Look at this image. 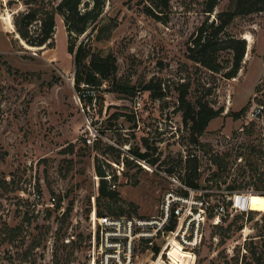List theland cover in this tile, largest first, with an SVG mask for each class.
<instances>
[{"label": "rangeland", "instance_id": "374dc122", "mask_svg": "<svg viewBox=\"0 0 264 264\" xmlns=\"http://www.w3.org/2000/svg\"><path fill=\"white\" fill-rule=\"evenodd\" d=\"M152 1L158 17L146 13ZM231 1L218 0L210 13L208 0H106L91 38L76 42L112 54L117 79L95 88L89 102L74 84L62 16L50 46H27L12 22L25 5L0 0V264H91L93 212L110 214L111 204L116 214L150 219L171 186L161 171L182 178L194 157L209 191L254 192L249 215L229 216L222 226L207 221L195 264H264V122L238 131L255 95L264 99V11L238 16L226 29L247 43L236 77L187 57L198 27ZM229 53H221L226 67ZM151 82L162 97L146 89ZM186 83L192 102L222 110L196 144L180 110ZM119 85L129 92L114 90ZM137 149L146 159L134 156ZM97 166L110 181L117 177L118 199L98 198ZM210 194L222 200L221 192ZM181 251L184 259L190 252L174 244L175 263Z\"/></svg>", "mask_w": 264, "mask_h": 264}, {"label": "trees", "instance_id": "16d2710c", "mask_svg": "<svg viewBox=\"0 0 264 264\" xmlns=\"http://www.w3.org/2000/svg\"><path fill=\"white\" fill-rule=\"evenodd\" d=\"M26 9L13 13V25L20 39L32 47L50 46L54 39L56 27V15H61L68 33V51L74 56V84L76 89L88 91V101L93 100L96 94L95 88H100L105 82H116L117 79V60L112 54H101L95 52L89 44L84 41L77 43V39L82 35L96 30L104 11L106 0H18ZM165 5L169 0H162ZM146 5V13L158 17L157 3ZM207 12H213L218 0H208ZM264 11V0H232L230 7L223 12L218 13L217 17L209 20V17L198 27L195 35L192 37L187 47V57L195 63L206 67L207 69L221 73L226 78H234L242 68L245 57L247 43L234 34L226 32L227 27L233 20L242 15H248L254 12ZM218 21V22H217ZM90 31L88 32V30ZM89 41V40H88ZM229 51V57L226 59V67L222 61L221 53ZM117 84V83H116ZM190 83L181 84L179 93L180 110L184 114V120L187 123L191 121L192 142L199 143V137L207 128L209 122L219 116L220 109L213 108L209 102L198 100L195 103L189 99ZM129 88V87H128ZM146 89L153 92V96L162 97V93L152 82L146 86ZM116 91H126L121 85L117 86ZM101 97V96H99ZM240 116L237 113V117ZM134 156L146 159L147 154L141 153L138 149L134 151ZM220 164V162H219ZM96 173L99 176L98 198H107L115 200L119 197V191L115 188L113 181L117 180L115 176L112 181L106 178V171L101 166L96 167ZM183 180L192 187H203L200 184L199 162L196 157L191 160L187 173ZM232 189L234 187H231ZM110 215L123 216L116 214L111 204L108 206ZM259 209V208H254ZM99 215L109 214L97 212ZM12 232L11 240H14L19 234V227L10 229ZM184 251L179 254L176 263L185 264L186 258H183ZM194 257L192 252L188 256Z\"/></svg>", "mask_w": 264, "mask_h": 264}, {"label": "built area", "instance_id": "2783aa9c", "mask_svg": "<svg viewBox=\"0 0 264 264\" xmlns=\"http://www.w3.org/2000/svg\"><path fill=\"white\" fill-rule=\"evenodd\" d=\"M240 120L239 132H244L253 122H264L263 95H255L245 117ZM238 162H243V158ZM161 173L171 186L163 195L158 214L150 219L93 212L91 264H179L171 255L174 244L193 253L194 257H186L185 264H195L196 251L202 243L203 228L208 220L215 226H222L229 216H247L254 211L250 200L253 190L209 191L188 185L175 173ZM218 192L222 200L211 201L210 193Z\"/></svg>", "mask_w": 264, "mask_h": 264}, {"label": "bare ground", "instance_id": "6f19581e", "mask_svg": "<svg viewBox=\"0 0 264 264\" xmlns=\"http://www.w3.org/2000/svg\"><path fill=\"white\" fill-rule=\"evenodd\" d=\"M254 192L250 193V200H251V207H252V199H253ZM178 254H176V258L178 257Z\"/></svg>", "mask_w": 264, "mask_h": 264}, {"label": "water", "instance_id": "95a60500", "mask_svg": "<svg viewBox=\"0 0 264 264\" xmlns=\"http://www.w3.org/2000/svg\"><path fill=\"white\" fill-rule=\"evenodd\" d=\"M23 41V40H22ZM24 42V41H23ZM25 43V42H24ZM27 45V44H26ZM28 46V45H27Z\"/></svg>", "mask_w": 264, "mask_h": 264}]
</instances>
